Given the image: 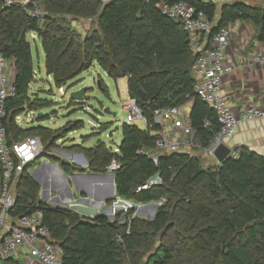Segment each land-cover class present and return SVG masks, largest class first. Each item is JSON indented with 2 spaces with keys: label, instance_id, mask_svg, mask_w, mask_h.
Returning a JSON list of instances; mask_svg holds the SVG:
<instances>
[{
  "label": "trees",
  "instance_id": "1",
  "mask_svg": "<svg viewBox=\"0 0 264 264\" xmlns=\"http://www.w3.org/2000/svg\"><path fill=\"white\" fill-rule=\"evenodd\" d=\"M182 1L203 11L211 22L206 49L218 29L235 21L251 23L258 38L264 40V7L241 3L224 5L219 19L214 3L206 0H111L104 6L97 0H34L0 10V55L12 61L16 72L17 96L8 103L3 121L9 144L46 131L42 126L24 128L15 123V117L26 112L23 105L36 82L27 39L31 34L40 42L45 73L55 87L73 82L96 64L110 79H126L127 97L135 101L148 126L145 131L123 124L118 153L96 141L84 150L85 171L58 162L47 152L48 146L42 153L58 163L63 174L105 175L111 160L116 159L119 169L115 172V192L112 184L108 185L110 195L117 200L114 208L127 205L122 199L140 204L165 199L153 221L135 218L119 224L99 217L89 223L67 208L42 203L39 186L28 175L38 159L19 177L10 214L17 219L39 209L50 231V243L61 248L62 264H141L145 257L142 264H264L263 156L235 148L237 159L229 157L222 164L203 168L199 158L188 153L158 156L157 166L140 153L153 156L156 135L152 133L160 130L153 121L155 110L189 104L188 118L198 148L208 146L219 131L214 112L193 90L191 67L197 54L191 50L189 37L178 22L158 8L161 2ZM34 4L43 10L41 17L30 16ZM69 17L95 20L97 30L81 35L69 27ZM38 118L43 121L47 116ZM206 121L209 127H205ZM156 174L162 177L160 185L135 193ZM101 181L86 184L88 181L78 179L98 198ZM96 201H87L86 205L98 206L99 213L112 212L103 201ZM168 233L172 242L164 243ZM1 263L16 264L11 258Z\"/></svg>",
  "mask_w": 264,
  "mask_h": 264
},
{
  "label": "built area",
  "instance_id": "2",
  "mask_svg": "<svg viewBox=\"0 0 264 264\" xmlns=\"http://www.w3.org/2000/svg\"><path fill=\"white\" fill-rule=\"evenodd\" d=\"M97 1L101 6H104L111 0ZM14 3L25 6L29 0H0V10ZM158 8L164 16L181 25L189 37L192 52L197 54V59L191 67L194 77L193 90L196 96L214 112L219 125L216 136L208 146L200 148V150L206 158H215L216 148L220 144H227L235 136L239 123L264 120V109L251 106L236 112L230 107L223 93L226 47L231 35L229 27L218 29L211 37L210 48L206 49L207 41L203 43L202 37L209 34L212 24L203 11L184 1L174 4L161 2ZM29 14L31 17H41V12L35 4L34 10ZM251 61L255 65L264 66V50L252 54ZM58 90L63 94L62 88ZM16 96V86L7 72V63L0 55V262L10 259L22 248H26L29 255L26 264H62L61 248L57 244L50 243V231L43 224L42 212L39 209L17 219H14L10 214L15 204L14 188L19 177L30 163L43 156L42 143L37 137H28L18 142L8 143L7 130L3 121L6 117L8 103ZM121 110L128 125H136L137 122H141L144 125L142 130L146 131L147 123L142 119L141 110L135 101L127 97L121 102ZM181 110L182 108H166L153 112V121L160 127L158 132L152 133L156 135L154 153L153 156L149 152L142 151L140 153L151 158L156 166L158 156H167L173 153L189 154L192 149L197 147L195 133L190 126L188 114L181 115ZM30 115L32 112H26V118H29ZM29 121L26 119V123ZM15 123L19 126L23 125L21 114L15 117ZM99 126L95 124L94 127ZM168 126L172 130L170 133L166 131ZM209 126L210 123L206 121L205 127ZM113 153H118L117 147ZM229 157L237 159L238 151L235 148L231 149ZM118 169L117 160L112 159L107 167L108 173L115 175ZM161 183L162 177L156 174L137 187L135 193L139 194L150 190ZM125 202L128 203L127 207H131L129 201ZM63 208H68V206ZM111 209L114 210V205Z\"/></svg>",
  "mask_w": 264,
  "mask_h": 264
},
{
  "label": "rangeland",
  "instance_id": "3",
  "mask_svg": "<svg viewBox=\"0 0 264 264\" xmlns=\"http://www.w3.org/2000/svg\"><path fill=\"white\" fill-rule=\"evenodd\" d=\"M33 1L29 0V3ZM36 7L39 8L42 16L44 14L43 10L39 5H36ZM68 21L69 27L81 35L91 34L97 30L95 20H80L69 17ZM27 39L31 45L32 63L37 75L35 77L36 82H34L28 91V101L23 105V111L26 110L27 113L31 112L30 110L34 111L29 118H26V112L21 114L23 127H45L46 131L36 136L41 140L42 148L44 149V147L48 146L47 152L52 154L58 162H67L70 166L85 171L88 168L85 167L87 166V162L84 164V150L94 146L98 140L104 142L105 146L112 152L120 144V128L123 124H127L125 115L121 110V102L127 98L126 81L125 79H119L117 81L110 79L106 73L94 64L89 71L84 72L73 82L63 86V94H61L53 84L52 79L47 77L45 73L44 54L40 42L32 34L28 35ZM98 83H102V85L99 87ZM83 88L85 89L83 101L77 104L73 103L69 99L70 93ZM104 109H108L111 114H105ZM189 112L190 105L187 104L182 108L181 115L189 114ZM113 113L115 116L112 115ZM41 116H44V118L47 116V119L43 121L38 120V117ZM26 119L30 121L26 123ZM95 124L96 126L101 124V127H94ZM135 126L139 129L144 128L141 122H137ZM192 152L194 156L199 158L203 168L210 167L209 162L203 159V156H200L198 153L201 152L200 148L195 147L192 149ZM40 158H38L39 163L28 170V175L34 182H36L34 178L40 180V183H36L39 186L38 196L42 203L59 208L69 206V203L58 205L56 201L52 200L54 197H59V195L64 200L71 201V203H76L78 199H88V201L96 200L91 192L86 190L88 188L83 185L84 182L79 184L82 186L79 188L74 185L72 175L81 173L60 174L56 168H52L50 165L46 164L43 166L45 160L50 164L53 163L52 161L45 158L44 155ZM50 170L56 173L58 186L51 183L48 174ZM104 181H106L105 198H109L110 189L108 185L111 183V180L108 178ZM88 183L86 182V184ZM82 188L87 192L81 193ZM93 191L92 193H94ZM15 193H17V189L15 190L14 188ZM116 201V199H107L106 202L104 201L105 207L113 208ZM125 201H129L131 207L114 208L112 212L110 210V216L106 217L110 222L116 221L119 224H124L135 218L146 222H150L149 218H151L153 221L159 204H165L166 202L165 199L159 202H150L155 206L153 207L152 205L145 206V204H140L133 200ZM145 207L148 208L145 209ZM101 211L104 212V209H101ZM163 242H172L171 233L167 234ZM20 264H23V261H20Z\"/></svg>",
  "mask_w": 264,
  "mask_h": 264
},
{
  "label": "crops",
  "instance_id": "4",
  "mask_svg": "<svg viewBox=\"0 0 264 264\" xmlns=\"http://www.w3.org/2000/svg\"><path fill=\"white\" fill-rule=\"evenodd\" d=\"M211 1L217 8V18H220V11L224 5L233 3H241L249 7H264V0H206ZM218 2V3H217ZM231 30L228 45L226 47L225 69L226 73L223 77V93L227 98L228 104L234 111H239L251 106H258L264 109V66L255 65L251 61V56L257 51L264 50V40H260L257 36L255 28L251 23L245 21H235L228 24ZM207 35L202 37L203 43L207 41ZM7 63V72L14 82L15 69L11 60H5ZM126 81V79H125ZM23 126V125H21ZM166 131L170 133L171 128L168 126ZM230 150L233 148H245L250 152L264 157V120L241 122L237 126L235 136L225 144ZM201 151V150H200ZM193 152H189L191 155ZM203 159L209 162V166H216L218 162L216 158H206L202 152H198ZM192 157H196L193 154ZM49 178L51 183L58 186V177L56 173L50 170ZM73 181V179H72ZM105 182L101 181L99 192L105 197ZM81 184V183H79ZM85 186V185H84ZM0 187H1V171H0ZM88 188V186H87ZM95 195L96 202H100L105 198ZM51 199V198H49ZM58 205L63 203H71L60 197H54ZM44 201V200H43ZM98 202V203H99ZM29 258L26 248H22L11 259L20 264H26ZM0 264H2L0 262Z\"/></svg>",
  "mask_w": 264,
  "mask_h": 264
},
{
  "label": "water",
  "instance_id": "5",
  "mask_svg": "<svg viewBox=\"0 0 264 264\" xmlns=\"http://www.w3.org/2000/svg\"><path fill=\"white\" fill-rule=\"evenodd\" d=\"M211 31V30H210ZM90 75V74H89ZM98 86L100 87V83H98ZM85 92V89H80V90H76L74 92H71L70 95H69V99L71 101H75V102H82L83 101V94ZM104 113L105 114H111L109 112L108 109H104ZM113 116H115V114L113 113L112 114ZM118 129V128H116ZM229 154H230V149L228 147H226L224 144H220L215 152H214V156L218 162V164H222L224 163V161H226L228 158H229ZM43 166L44 165H50L52 168H56L58 170V172L60 174H62V171L61 169L57 166L56 163H49L47 160H45L43 162ZM84 164H86V160L84 159ZM86 168H88V166H85ZM34 177V176H33ZM108 178H110L111 180V184H112V187L114 189V192H115V178L116 176L114 174H105V175H95V174H91V173H81V174H74L72 175V179H73V182H74V185L79 188V187H82L79 185L78 183V179L79 181H95V180H107ZM35 181L37 183H40V180L39 179H36L34 178ZM90 183V182H89ZM84 185V184H83ZM81 189V188H80ZM83 189V188H82ZM83 189L81 191V193H86L87 191ZM109 198H105L104 201L106 202V200L108 199H116L115 197L109 195L108 196ZM88 201V199H78L76 203H72L68 206V210L78 214L79 216H81L82 218H84L85 220H87V222H91V221H94L96 220L97 218L99 217H107V216H110V214H104V213H99V210L96 208L98 206H87L86 205V202ZM103 201V204L105 205V202ZM117 202V201H116ZM147 205L149 206H153L155 207L153 204L151 203H148ZM160 206V205H159ZM156 216V214H155ZM155 218V217H154ZM149 221H152L151 218H149Z\"/></svg>",
  "mask_w": 264,
  "mask_h": 264
}]
</instances>
